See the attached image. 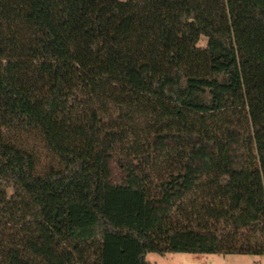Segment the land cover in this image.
<instances>
[{"label": "trees", "instance_id": "1", "mask_svg": "<svg viewBox=\"0 0 264 264\" xmlns=\"http://www.w3.org/2000/svg\"><path fill=\"white\" fill-rule=\"evenodd\" d=\"M149 253L264 256V0H0V264Z\"/></svg>", "mask_w": 264, "mask_h": 264}, {"label": "rangeland", "instance_id": "2", "mask_svg": "<svg viewBox=\"0 0 264 264\" xmlns=\"http://www.w3.org/2000/svg\"><path fill=\"white\" fill-rule=\"evenodd\" d=\"M205 45V42L202 43ZM118 172L114 171L115 179ZM226 255H202L188 253H168L160 255L158 253H149L146 260L150 264H217L213 260H224ZM240 264H264V256L254 255H234Z\"/></svg>", "mask_w": 264, "mask_h": 264}, {"label": "crops", "instance_id": "3", "mask_svg": "<svg viewBox=\"0 0 264 264\" xmlns=\"http://www.w3.org/2000/svg\"><path fill=\"white\" fill-rule=\"evenodd\" d=\"M226 257L230 258H224V260H213L217 264H240L239 260L233 258L234 255H226Z\"/></svg>", "mask_w": 264, "mask_h": 264}]
</instances>
